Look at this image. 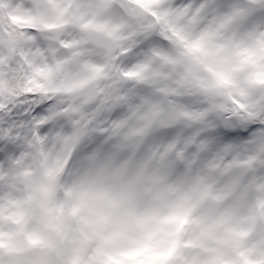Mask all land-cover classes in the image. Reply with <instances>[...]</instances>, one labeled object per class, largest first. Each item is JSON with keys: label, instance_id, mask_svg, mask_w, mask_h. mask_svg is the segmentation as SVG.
Here are the masks:
<instances>
[{"label": "snow or ice", "instance_id": "snow-or-ice-1", "mask_svg": "<svg viewBox=\"0 0 264 264\" xmlns=\"http://www.w3.org/2000/svg\"><path fill=\"white\" fill-rule=\"evenodd\" d=\"M0 264H264V0H0Z\"/></svg>", "mask_w": 264, "mask_h": 264}, {"label": "rangeland", "instance_id": "rangeland-1", "mask_svg": "<svg viewBox=\"0 0 264 264\" xmlns=\"http://www.w3.org/2000/svg\"><path fill=\"white\" fill-rule=\"evenodd\" d=\"M130 233H131L130 236L124 237L120 241H118V243H117L118 247H127L132 239H137V238L140 237V234L137 233L135 231V229H131L130 228ZM155 243L158 244V245H160V244L163 245L164 244V240L163 239H157L155 241Z\"/></svg>", "mask_w": 264, "mask_h": 264}, {"label": "trees", "instance_id": "trees-1", "mask_svg": "<svg viewBox=\"0 0 264 264\" xmlns=\"http://www.w3.org/2000/svg\"><path fill=\"white\" fill-rule=\"evenodd\" d=\"M161 245V244H160ZM162 246V245H161Z\"/></svg>", "mask_w": 264, "mask_h": 264}]
</instances>
